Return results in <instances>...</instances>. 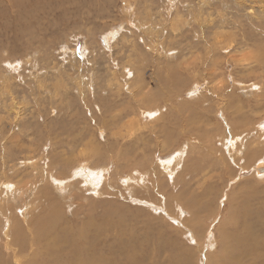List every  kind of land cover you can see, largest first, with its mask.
Returning a JSON list of instances; mask_svg holds the SVG:
<instances>
[{
	"label": "rangeland",
	"instance_id": "obj_1",
	"mask_svg": "<svg viewBox=\"0 0 264 264\" xmlns=\"http://www.w3.org/2000/svg\"><path fill=\"white\" fill-rule=\"evenodd\" d=\"M0 10V264L13 260L11 221L27 231L53 207L69 235L88 220L89 234L104 229L99 249L118 264L125 247H160L152 264H209L230 231L264 230V178L251 167L264 158V0H0ZM179 150L173 185L154 171ZM91 169L107 176L93 188ZM134 170L156 185L128 182Z\"/></svg>",
	"mask_w": 264,
	"mask_h": 264
},
{
	"label": "bare ground",
	"instance_id": "obj_2",
	"mask_svg": "<svg viewBox=\"0 0 264 264\" xmlns=\"http://www.w3.org/2000/svg\"><path fill=\"white\" fill-rule=\"evenodd\" d=\"M17 14H19V13H17ZM21 14H23V13H21ZM151 112H153V111H151ZM155 114L152 113V116H154ZM259 137H261V136H259ZM254 139H256V138H254ZM254 139H252V140H254ZM228 142L230 145V149H234L235 147L236 148L234 150L237 149L238 144H237V146L234 147L235 141H233V142L228 141ZM243 143L244 142H242L241 144H243ZM254 143H258V142L256 141ZM241 147H242V145H241ZM253 148H254V150L250 153L252 158H254L259 152V150L257 148L256 149H255V147H253ZM92 149L97 150L95 147L94 148L92 147ZM225 149H227V148H225ZM241 149L242 148H240V150ZM192 150H193V145L191 146V151ZM237 151H239V149ZM246 151H248V150H246ZM243 153H244V151H243ZM233 154H234V152H233ZM186 158H187V154L185 153L184 150H181L179 152V154L174 156L169 161L159 162V164L157 163V165L155 166L156 171H154V172L156 175H158V177L159 176L160 177L166 176L167 177L166 179L169 178V180L173 181L172 182L173 185H175V181L177 180V178L180 179V177H181L179 175L176 176V172L179 170L180 164L182 162L185 163ZM232 159H234V158H232ZM249 160H251V159H249ZM234 163H236V162L234 161ZM251 167L254 169V172L256 173V175H258V178L259 177L264 178V158H261L256 164L252 165ZM82 170H83V173L87 171V170L85 171L83 168H82ZM92 170L93 169L88 171V173L89 172L91 173L90 176H88V175H83V176H85V179L87 181L85 183L89 184L93 188L94 186L96 187L97 185H99L100 182H102L101 179H107V176L105 175V171L98 173V175H95L94 171H92ZM79 171H81V170H79ZM115 171H116V173H118L117 169ZM134 172L137 175H134V174L130 175L128 177L129 179H127L128 182L133 181L134 185H138V186H140L139 183L143 182L142 187H145L148 189H150V187L152 188V186H151L152 184L156 185L155 184L156 183L155 182L156 175L153 176L152 174H148V173L143 172L141 170H137V171L134 170ZM78 175L82 176V173L80 172ZM151 175H152V177H150ZM119 180H120V178L116 179L115 182L119 181ZM125 180H126V178H125ZM60 182L61 181H59V184H60ZM161 182H163V181H161ZM165 182H167V181H165ZM66 183H68V181ZM63 184H64V182L61 183L60 186L63 187ZM79 184L81 185L82 183L79 182ZM107 184H108V182H107ZM146 186H148V187H146ZM107 187H109V186H107ZM166 188H167V186H166ZM18 190L22 191L20 188ZM63 192H64V190H63ZM19 193L20 192L16 191L14 194L19 195ZM166 193H167L168 198H170L172 194L168 193L167 190H166ZM180 193H181V191L179 192V194ZM185 193H186V191H185ZM184 195L185 194H183V196ZM180 196H181V194H180ZM175 197L178 198L177 196H175ZM178 199L185 201V199L183 197L178 198ZM181 204H183V205L186 204V206H188L189 201L183 202ZM157 208H159V207L157 206ZM0 209H2L3 211H6V209L3 207V205H1V203H0ZM245 214L246 213H244V215ZM60 216H62L61 209L58 207H53V210L49 211L45 217L38 220L37 222H33L32 224L30 223V225H29L30 227L27 231L24 230V228L21 227L20 224H17L15 219L13 222L11 221L10 226H9V224H7V231L5 233L7 235H9L11 230L8 228L11 227L12 235H11V238H9L8 241L6 242L4 250L6 251V249H8V251H10V254H8V256L12 255V258H13L11 263H7V264H118V262H114V263L110 262L108 257H106V255L101 252V249H99L100 246H99V243H97L98 239L96 237L100 238V235H101L100 233L104 229L102 230L101 228L97 227L94 229V234L93 233L89 234V229L91 228V226L88 224H90V223L93 224V221L88 220L86 223L82 221L84 224H86V225H84L83 229L79 232L77 231L76 233L69 235V231L73 233V231L69 228V226L66 225L67 227L64 226L61 229H58V227L56 226L57 220ZM239 217H240V215H235V217L234 216L230 217L228 219V223H230V224L234 223L235 224L236 220H238ZM4 219H6V218H4ZM104 220H105V218H104ZM6 223H7V221H6ZM236 224L238 227L239 223H236ZM255 224H257V223H255ZM259 225H261V224H259ZM248 228H249V226H248ZM248 228H247V230H248ZM236 229H238V228H236ZM243 229H246V227L245 228L243 227ZM259 229H261V228H259ZM3 230H4V228H3ZM234 231L235 230H233V232L230 231V235L225 236V239L222 240V244H221L222 247L220 249V254H217V256H215V257H211L209 260V264H264V230L258 231V235L254 234L252 232L253 230L252 231L249 230L248 231L249 232L248 238H242V236H240L238 233H236V231L235 232ZM25 235H27V237L29 236V239ZM89 238H91L93 243H95L96 245H94L92 242L90 243ZM154 245L155 244H153V247H154ZM14 247H16V248L14 249ZM115 247H116V245H115ZM125 248H129L131 250L130 252H132V253L134 251H136L133 247H125ZM126 250H128V249H126ZM147 250L149 251V253L147 252ZM177 250H179V249H177ZM121 252H122V250H121ZM124 252H126V251L124 250ZM124 252H123V254H124ZM132 253L131 254L127 253V252L125 253V255L126 254L127 255H126V258L124 257L125 260H124L123 264H152L153 258L156 257V255H159V253H160V247H158V248L155 247L153 252L150 250V248H148L146 250L144 249V250H142L140 256H138V255L134 256ZM138 253H140V252L138 251ZM123 254L122 255L120 254V255L123 256ZM153 254H154V256H153ZM176 254H180V253H178V251H177ZM185 254L187 256H190V254H192V252H191V250L189 251L188 249L185 248Z\"/></svg>",
	"mask_w": 264,
	"mask_h": 264
}]
</instances>
